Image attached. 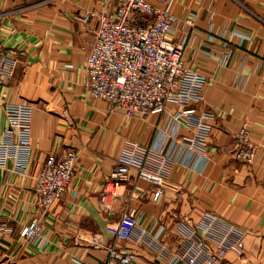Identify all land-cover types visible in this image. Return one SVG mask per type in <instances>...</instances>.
<instances>
[{"label":"crops","instance_id":"0c3cea01","mask_svg":"<svg viewBox=\"0 0 264 264\" xmlns=\"http://www.w3.org/2000/svg\"><path fill=\"white\" fill-rule=\"evenodd\" d=\"M28 1L36 4L17 10L19 1L0 0V53L16 60L12 74L0 79V140L8 126L6 103L31 106L28 158L24 165L11 159L0 166V264H97L108 244L127 264H163L146 241L116 236L121 213L131 208L143 227H161V241L172 248L183 239V217L197 222L216 212L245 230L243 254L227 252L225 259L264 264V0H171L177 18L171 33L183 43L186 64L205 76L191 103L211 125L204 150L180 142L192 129L171 116L172 102L164 111L127 116L90 94L86 56L97 0ZM243 124L257 145L250 164L224 149ZM66 147L78 153L72 180L39 214L40 235L24 239L22 227L38 210L35 177L47 154ZM149 147L172 157L157 198L155 184L136 173ZM121 160L131 174L117 183L108 212L98 195Z\"/></svg>","mask_w":264,"mask_h":264},{"label":"built area","instance_id":"2783aa9c","mask_svg":"<svg viewBox=\"0 0 264 264\" xmlns=\"http://www.w3.org/2000/svg\"><path fill=\"white\" fill-rule=\"evenodd\" d=\"M17 10L35 5L28 0H17ZM27 1V2H26ZM101 5L95 12L97 25L86 56L87 87L92 96L105 99L123 109L125 115H146L167 110L168 102L177 108L171 116L183 119L191 126V134L180 142L191 149L204 150L208 145L211 125L196 114L191 103L197 98L205 76L190 68L183 58V43L172 35L176 16L171 11V0H97ZM114 2V8L110 5ZM192 24L193 19L186 17ZM15 58L0 53V79L10 76ZM8 126L0 140V166L12 159L24 165L30 151L31 106L28 103L8 102L5 105ZM232 140L224 149L234 158L250 164L257 145L249 137L243 124L231 133ZM168 151L149 147L137 176L155 184L154 197L164 191L161 184L172 160ZM78 157L70 147L59 153L46 155L33 185L37 214L22 227L24 239L38 237L43 224L39 214L46 213L66 192ZM130 166L117 161L105 175L99 191V206L112 212V201L120 180L129 178ZM182 241L175 247L165 245L160 235L139 223L138 212L124 210L115 227V234L123 240L146 241L155 249L156 259L163 264H230L225 255H242L245 230L216 212L206 211L197 222L185 216L179 222ZM107 255L97 264H127L120 250L106 245Z\"/></svg>","mask_w":264,"mask_h":264}]
</instances>
